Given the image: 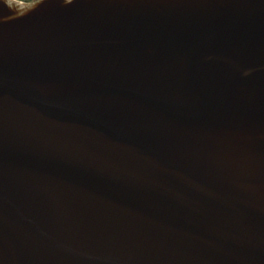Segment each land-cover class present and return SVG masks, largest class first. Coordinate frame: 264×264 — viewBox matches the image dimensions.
Masks as SVG:
<instances>
[{
  "label": "water",
  "instance_id": "obj_1",
  "mask_svg": "<svg viewBox=\"0 0 264 264\" xmlns=\"http://www.w3.org/2000/svg\"><path fill=\"white\" fill-rule=\"evenodd\" d=\"M0 264H264V0H0Z\"/></svg>",
  "mask_w": 264,
  "mask_h": 264
},
{
  "label": "rangeland",
  "instance_id": "obj_2",
  "mask_svg": "<svg viewBox=\"0 0 264 264\" xmlns=\"http://www.w3.org/2000/svg\"><path fill=\"white\" fill-rule=\"evenodd\" d=\"M20 1H23V0H20ZM33 1H36V0H29V2H33Z\"/></svg>",
  "mask_w": 264,
  "mask_h": 264
},
{
  "label": "trees",
  "instance_id": "obj_3",
  "mask_svg": "<svg viewBox=\"0 0 264 264\" xmlns=\"http://www.w3.org/2000/svg\"><path fill=\"white\" fill-rule=\"evenodd\" d=\"M23 1H25V2H29V0H23Z\"/></svg>",
  "mask_w": 264,
  "mask_h": 264
}]
</instances>
